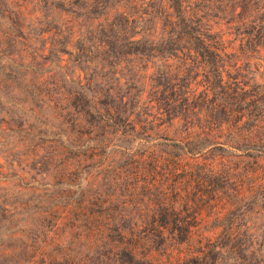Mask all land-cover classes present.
<instances>
[{
  "label": "rangeland",
  "instance_id": "obj_1",
  "mask_svg": "<svg viewBox=\"0 0 264 264\" xmlns=\"http://www.w3.org/2000/svg\"><path fill=\"white\" fill-rule=\"evenodd\" d=\"M174 193L264 264V0H0V264H142L93 230L192 221Z\"/></svg>",
  "mask_w": 264,
  "mask_h": 264
},
{
  "label": "trees",
  "instance_id": "obj_2",
  "mask_svg": "<svg viewBox=\"0 0 264 264\" xmlns=\"http://www.w3.org/2000/svg\"><path fill=\"white\" fill-rule=\"evenodd\" d=\"M176 15L179 16L180 7L177 5L176 7ZM195 47L194 50L196 51V45L201 44L204 39H199V36L195 37ZM198 53V52H196ZM200 56H202L200 53H198ZM215 109V108H214ZM192 129V130H191ZM189 131H192L193 134L189 133ZM197 129L195 128H189L188 126L184 128L183 133L184 136L181 137L184 138L187 136V139L190 136L195 137L194 139H189L186 142L192 141V147L190 150H181V152L184 154H196L200 151L215 145V143L211 142L210 138H208L209 134L197 133ZM203 136V138H201ZM180 137V136H179ZM174 140L173 143L178 144L179 146L183 147L185 143L181 141ZM221 147V146H219ZM178 158L182 160L184 157L179 154ZM132 159V158H130ZM159 162V161H158ZM129 165L131 162H128ZM186 165V164H185ZM182 166V164H181ZM183 169L190 173V169H187V166H183ZM144 175V174H143ZM169 172L166 174V179L164 181L168 180ZM116 179V177H115ZM122 179V176L118 177V182L122 184L120 181ZM146 180V178L144 179ZM116 180L113 181V184L118 187L120 184ZM146 183V182H145ZM165 183V182H164ZM162 183L161 185H163ZM107 184V183H106ZM144 189H148L150 186H156L159 185V183L156 181V178L154 181H149L145 184ZM169 188H173L170 184H168ZM123 189H135V186L132 184L128 185H122ZM167 188L164 189V192ZM188 193H186L187 195ZM175 198H179L183 200L184 207L183 211H189L192 210L193 214L191 216L192 221L188 222L187 220H180L178 217L182 216V213L175 212V208L171 207V210L169 212V216L172 217L171 220H168L162 224H151V225H145V224H131L130 226H122L120 222H118L117 218L114 217L112 214L107 213L106 214V224L105 221L99 225L98 228H94L93 233L95 239L93 240L94 244H101V243H112L110 240V236L112 235L116 242L120 243L122 241L125 245H127L129 248L124 249L128 256L131 257V259H135V254L139 255L137 257V262H141L142 264H155L151 260L154 256V252H158L159 250L155 248L154 246H151L153 241H156L154 237H157L158 240H160V243L162 246H165L164 250V257L156 264H217V258L224 247H231L230 250L231 254H233L234 249H237L238 246H240L239 243L242 245V241H237L234 245L232 243L233 239H223V240H214L213 238L209 237H200L197 233L196 229L199 227L197 226V219L199 214L202 213V208L198 206H195V204L189 205L185 198H181V196L176 195V193L173 194ZM113 199V198H112ZM196 200V199H195ZM107 203H109L108 200H106ZM194 201V200H193ZM198 207V209H197ZM200 211V212H199ZM109 223H108V221ZM201 223V221H200ZM101 229V230H100ZM106 231V232H105ZM140 232V233H138ZM185 233V236H181L182 233ZM129 234L128 237H124L125 239L119 237L120 235ZM142 234V235H141ZM154 236V237H153ZM181 236V237H180ZM102 237V238H101ZM122 247V245H121ZM146 247H150L149 251L145 253ZM242 247V246H241ZM138 249L143 252L142 255L135 253L134 251H137ZM239 251V250H238ZM105 257L107 258L106 263H110L114 258L117 257L116 252L113 253L112 250L106 251ZM222 257V255H221ZM117 261V260H116ZM130 264H134L133 261L130 262Z\"/></svg>",
  "mask_w": 264,
  "mask_h": 264
}]
</instances>
